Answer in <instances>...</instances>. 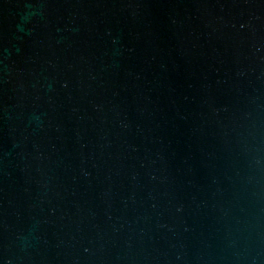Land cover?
I'll list each match as a JSON object with an SVG mask.
<instances>
[{
    "label": "water",
    "instance_id": "1",
    "mask_svg": "<svg viewBox=\"0 0 264 264\" xmlns=\"http://www.w3.org/2000/svg\"><path fill=\"white\" fill-rule=\"evenodd\" d=\"M0 264H264V0H0Z\"/></svg>",
    "mask_w": 264,
    "mask_h": 264
}]
</instances>
